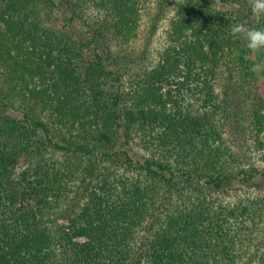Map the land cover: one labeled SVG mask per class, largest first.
<instances>
[{"label": "trees", "instance_id": "obj_1", "mask_svg": "<svg viewBox=\"0 0 264 264\" xmlns=\"http://www.w3.org/2000/svg\"><path fill=\"white\" fill-rule=\"evenodd\" d=\"M251 14L0 0V264H264Z\"/></svg>", "mask_w": 264, "mask_h": 264}, {"label": "clouds", "instance_id": "obj_2", "mask_svg": "<svg viewBox=\"0 0 264 264\" xmlns=\"http://www.w3.org/2000/svg\"><path fill=\"white\" fill-rule=\"evenodd\" d=\"M251 11L256 16H264V0H249ZM232 35L242 34L246 47L251 52L264 49V28L246 27L242 24L231 27Z\"/></svg>", "mask_w": 264, "mask_h": 264}, {"label": "rangeland", "instance_id": "obj_3", "mask_svg": "<svg viewBox=\"0 0 264 264\" xmlns=\"http://www.w3.org/2000/svg\"><path fill=\"white\" fill-rule=\"evenodd\" d=\"M238 9H239V12H237ZM234 12L239 13L241 15H248V16L250 15L249 14V10H247V9H241V6L238 5V4H236V7H234ZM251 16L253 17L254 15L251 14ZM7 112H9V113H15V111L13 109H8Z\"/></svg>", "mask_w": 264, "mask_h": 264}]
</instances>
